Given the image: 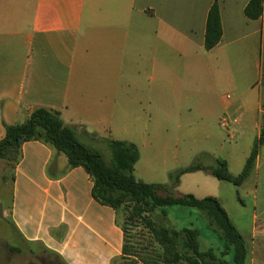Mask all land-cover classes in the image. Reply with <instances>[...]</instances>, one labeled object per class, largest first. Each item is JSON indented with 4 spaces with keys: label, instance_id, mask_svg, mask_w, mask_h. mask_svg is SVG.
I'll return each mask as SVG.
<instances>
[{
    "label": "crops",
    "instance_id": "0c3cea01",
    "mask_svg": "<svg viewBox=\"0 0 264 264\" xmlns=\"http://www.w3.org/2000/svg\"><path fill=\"white\" fill-rule=\"evenodd\" d=\"M249 2L0 0V140L2 123L23 124L42 108L58 112L83 143L135 144L134 175L139 170L147 183L167 184L170 172L198 156L205 165L225 160L239 175L264 114V3L252 20ZM214 3L222 36L206 51ZM189 134L198 137L192 144ZM62 155L38 141L21 146L11 176L12 225L63 264H114L124 245L116 213L92 197L89 175L68 168ZM151 158L157 164L148 171ZM208 177L185 174L178 188L197 179L202 195L193 196L217 198L245 240L247 264H264V147L241 186ZM244 198L253 199L248 224Z\"/></svg>",
    "mask_w": 264,
    "mask_h": 264
},
{
    "label": "trees",
    "instance_id": "16d2710c",
    "mask_svg": "<svg viewBox=\"0 0 264 264\" xmlns=\"http://www.w3.org/2000/svg\"><path fill=\"white\" fill-rule=\"evenodd\" d=\"M262 3L264 0H250L245 8L246 17L258 19L262 14ZM221 36L219 6L214 3L206 21L205 50L213 49ZM261 83L264 85V74ZM2 125L5 136L0 140V160L16 164L21 157V146L38 141L56 153L64 154L68 168L82 167L86 171L93 183L92 197L115 211L124 233L120 259L131 253L126 231L128 224L136 221L155 245L153 250L144 254V264H247L245 240L219 200L211 196L199 199L191 194H181L177 189L183 175L198 171L236 187L245 183L255 169L260 149L264 147V114L260 120V135L254 141L239 175L229 172L225 160L217 158L212 165L195 160L170 172L167 184L145 183L136 179L134 169L140 153L135 144L99 139L94 143H83L76 130L64 124L58 112L36 109L23 124ZM159 191L166 193L160 195ZM173 206L195 210L196 213L191 212L182 219L194 220L198 225L189 223V227L181 229L168 226L165 220L169 219L168 209ZM121 214L126 224L119 223Z\"/></svg>",
    "mask_w": 264,
    "mask_h": 264
},
{
    "label": "rangeland",
    "instance_id": "374dc122",
    "mask_svg": "<svg viewBox=\"0 0 264 264\" xmlns=\"http://www.w3.org/2000/svg\"><path fill=\"white\" fill-rule=\"evenodd\" d=\"M145 119L146 118L142 116L141 120L144 121ZM162 136L159 138V140H164ZM196 137L197 136L193 137L191 136V134H189L187 139L188 144H192V142H195L194 140H196ZM142 153L144 156L143 148ZM62 156L65 158L64 155ZM195 160L203 161L201 156L194 158L193 161ZM193 161H191L188 165H190ZM147 162L148 171H151V169L154 168L155 164H157V162H153L152 158L150 160H147ZM178 163H180L181 165H186L187 161H180ZM12 169V162L0 160V264H63L57 257L49 253L48 251H45L42 247L23 241L12 225L9 214L12 197ZM135 177H137L138 180L144 179L142 181H144L145 183L150 181L140 176L139 170L137 171V175L135 172ZM208 178V180L216 182L213 177ZM198 184V180L194 178H191L189 182L184 180L183 185L181 186V188H178V190L182 193H190L192 195L200 197L199 195L202 194H200L201 192H198L197 190ZM165 193V191H159L160 195H165ZM241 197H243L242 194ZM244 200L248 212V216L245 217V221L248 224L250 223L251 214L253 213V199L244 198ZM191 212L196 213V211L191 208L173 206L171 209H168L169 219H166L165 223L168 226H172L176 229L189 227V223H195L198 225V222L194 220L182 219L184 216L189 215V213ZM233 217L234 222L239 225V217L234 214ZM124 218L125 217L123 214L118 217V221L121 225L126 224ZM126 232L128 243L132 248L131 253L129 256L119 259L114 264H144V259H142L146 257V255L144 254H146L150 250H153V248H155V245L152 243L147 231L141 225L136 223V221L128 224ZM202 248L204 249L203 246Z\"/></svg>",
    "mask_w": 264,
    "mask_h": 264
},
{
    "label": "built area",
    "instance_id": "2783aa9c",
    "mask_svg": "<svg viewBox=\"0 0 264 264\" xmlns=\"http://www.w3.org/2000/svg\"><path fill=\"white\" fill-rule=\"evenodd\" d=\"M221 126H222V127H224V126H225V124H224V123H221Z\"/></svg>",
    "mask_w": 264,
    "mask_h": 264
}]
</instances>
